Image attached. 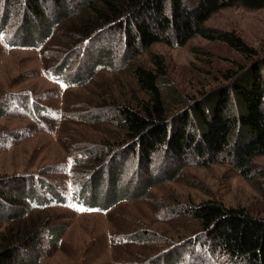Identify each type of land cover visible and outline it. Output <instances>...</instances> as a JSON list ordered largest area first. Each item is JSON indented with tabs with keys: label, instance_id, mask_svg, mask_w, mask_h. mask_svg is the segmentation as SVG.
Returning <instances> with one entry per match:
<instances>
[{
	"label": "rangeland",
	"instance_id": "1",
	"mask_svg": "<svg viewBox=\"0 0 264 264\" xmlns=\"http://www.w3.org/2000/svg\"><path fill=\"white\" fill-rule=\"evenodd\" d=\"M77 3L78 0H72L67 7L76 8ZM5 6V0H0V20ZM22 16L10 11L7 31L16 34L17 43L25 38L39 42L28 26L21 27ZM206 26L241 38L254 51V58H247L222 41L199 36L184 47L159 43L134 56L127 40L110 37L96 42L90 50L95 58L101 52L97 59H101L102 65L97 66L94 79L76 87L57 82L54 77L58 66L66 64L64 72L72 74L82 64L84 50L80 51L79 60L72 54L67 56L68 53L61 54L64 59L51 57L52 51L65 42L63 34H56L43 46L29 48L8 46L0 36V180L39 178L49 186V191L56 193L53 197L67 200L66 206L53 203L44 209L27 203L34 208L30 213L33 218L54 227L65 226L58 243L46 244L39 264H176L178 257L183 259L181 264H230L208 252L200 223L175 214V209L194 208L213 200L228 209H243L251 216L264 218V177L245 179L230 161L201 165L192 154L182 165L161 152L149 167L152 179L159 184L145 198L122 202L108 212L96 211L92 204L98 201L103 205L110 189L126 191L128 195L141 194L147 176L133 159L111 175L113 181L109 175L102 178L104 184L96 178L78 202L72 199V188L82 184L72 179L78 149L115 142L116 132L124 135L111 124L85 123L77 116L92 117L97 113V120L103 118L95 105L104 89L110 96L107 100H118V104L136 100V94L142 97L131 76L134 66L155 70V60H163L169 84L190 101L226 87L233 73L264 57V9L227 8L214 14ZM123 61L125 66L120 67ZM110 65L112 69L108 68ZM86 76L81 75L79 80ZM25 103H29L31 110L37 106L40 116H32ZM107 111L101 112L108 115ZM118 163H123L121 158L115 165ZM254 163L264 171V156L255 158ZM174 175L178 177L171 178ZM26 191L36 198L30 184ZM5 229L6 224L0 222V234Z\"/></svg>",
	"mask_w": 264,
	"mask_h": 264
},
{
	"label": "trees",
	"instance_id": "2",
	"mask_svg": "<svg viewBox=\"0 0 264 264\" xmlns=\"http://www.w3.org/2000/svg\"><path fill=\"white\" fill-rule=\"evenodd\" d=\"M71 1L5 0L0 36L8 46L29 48L43 46L56 34H63L65 42L52 51L51 57L63 58L61 54L68 53L67 56L72 54L79 60L80 51L84 50L82 64L72 74L64 72L66 64L58 66L54 77L57 80L63 75L69 79L66 83L76 87L94 79L97 66L102 65L101 59H97L101 58V52L95 58L90 55V50L96 42L110 37L127 40L134 56L159 43L184 47L199 36L208 41H222L253 59L254 51L241 38L208 28L206 23L214 14L227 8L264 9V0H78L76 8H69L67 5ZM10 11L23 15L21 27L28 26L29 31H34L39 42H33L31 38L16 42V34L7 31ZM123 64L125 61L120 67H124ZM155 64V70L138 65L131 69V76L143 98L136 94V100L118 104V100H107L110 96L104 89L95 105L103 118L97 120V113L92 117L77 116L85 123L103 121L124 133L116 132L118 140L115 142L88 145L86 151H83L85 148L81 150L83 146L78 149L79 157L73 159L72 179L82 183L75 186H85L80 194H87L96 178L102 182V178L109 175L110 180L111 175L132 159L147 176L141 194L128 195L126 191L110 189L103 205L98 201L92 204L87 196L86 201L108 212L122 202L145 198L149 190L159 184L152 179L149 167L161 152L168 153L172 160L182 165L192 154L201 165L230 161L245 179L264 177V171L254 163L255 158L264 156V57L253 66L233 73L226 87L210 90L190 101L169 84L163 60L157 59ZM83 71L87 76L79 80L85 74ZM25 105L32 116L40 115L37 106L31 110L29 103ZM103 110H108V115H104ZM174 112L177 114L172 117ZM120 158L123 163H118L120 168H117L115 164ZM5 181L0 180V222L6 224L0 234V264H39L46 244L58 243L65 226L54 227L33 218L30 213L34 208L28 205L44 209L53 203L66 206L67 200L53 197L56 193L49 191V186L39 178ZM16 184L18 187L14 188ZM28 184L36 198L27 194ZM116 185L118 187L120 183ZM174 212L199 222L206 234L208 252L225 262L264 264V218L251 216L243 209H228L213 200L194 208L179 207ZM179 259L174 263L181 264L183 259Z\"/></svg>",
	"mask_w": 264,
	"mask_h": 264
},
{
	"label": "built area",
	"instance_id": "3",
	"mask_svg": "<svg viewBox=\"0 0 264 264\" xmlns=\"http://www.w3.org/2000/svg\"><path fill=\"white\" fill-rule=\"evenodd\" d=\"M71 79V78H70ZM59 80L65 84H68L66 83L69 79H66L63 75L59 77ZM69 85V84H68ZM22 110H24L23 108H20ZM80 191H83L81 187H75L72 191V199L73 201L75 202H78L80 200V197L82 194H80Z\"/></svg>",
	"mask_w": 264,
	"mask_h": 264
}]
</instances>
